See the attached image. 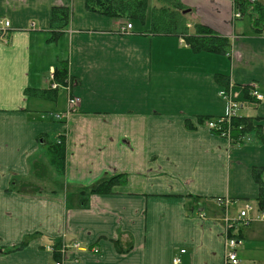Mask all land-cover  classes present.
<instances>
[{
	"label": "crops",
	"instance_id": "1",
	"mask_svg": "<svg viewBox=\"0 0 264 264\" xmlns=\"http://www.w3.org/2000/svg\"><path fill=\"white\" fill-rule=\"evenodd\" d=\"M177 1L187 33L212 28L226 53L141 33L135 21L119 34L127 20L86 0H0L11 22L0 30V264H223L224 197L230 217L254 204L237 251L241 264H264V100L248 89L264 94V30L234 18L233 0ZM150 20L149 11L144 28ZM63 65L67 84L55 80ZM231 86L251 124L239 142L206 124L228 112L220 92ZM72 94L81 103L63 123L56 114ZM59 134L63 172L50 151ZM120 174L110 193L82 192Z\"/></svg>",
	"mask_w": 264,
	"mask_h": 264
},
{
	"label": "trees",
	"instance_id": "2",
	"mask_svg": "<svg viewBox=\"0 0 264 264\" xmlns=\"http://www.w3.org/2000/svg\"><path fill=\"white\" fill-rule=\"evenodd\" d=\"M149 0H86V5L88 9L94 12H98L103 15L111 16L115 19H124L121 24H126L132 21L137 22L142 26L140 32L149 31L154 34H176L185 35V40L188 45H190L195 51H214L226 53L229 48V41L219 35L212 28L205 26L201 23H195L192 33H187V19L185 14H183L184 5L180 2H175V0H157L156 5L153 7L149 5ZM236 11L241 13V17H248L250 24L253 29L257 32L264 30V0H234ZM150 11V26L144 28V24L147 21ZM134 29V27H133ZM132 29V32H135ZM68 78V68L63 65V67L58 68L55 72V80L62 84H67ZM249 89V88H248ZM32 91V90H31ZM254 98V97H253ZM255 99V98H254ZM215 118H210L208 120H214ZM206 120V122L208 121ZM64 123V120H60ZM251 128V124L246 120V118L238 115L232 119V142H239L241 136H245V133ZM213 132L220 134L218 130L210 129ZM65 142L66 138L64 134H59V139L50 145V151L54 156V159L61 164V171L64 170L65 163ZM58 164V165H60ZM260 180L259 178H257ZM125 181L124 176L113 175L108 179L104 180L95 187H88L82 190L83 193L87 195L95 193H110L113 187L119 185ZM263 188V186H262ZM224 198H216V201L223 208V214L225 217L228 213L229 206L234 200L229 199L230 203L226 206ZM222 200V201H220ZM259 205L257 206L259 212L264 211V194L260 195L258 198ZM246 204L253 203L245 201ZM245 226L236 228H229L227 231L230 235H235L237 238H242L240 234V229Z\"/></svg>",
	"mask_w": 264,
	"mask_h": 264
},
{
	"label": "built area",
	"instance_id": "3",
	"mask_svg": "<svg viewBox=\"0 0 264 264\" xmlns=\"http://www.w3.org/2000/svg\"><path fill=\"white\" fill-rule=\"evenodd\" d=\"M234 1V0H233ZM241 13L236 11L234 13V18H240ZM11 27L10 20L7 19H1L0 20V30L5 34L8 29ZM133 29V24L131 22H128L126 24H120L117 30V33L126 35L131 34ZM53 78V75H52ZM58 83L53 81L52 88H57ZM69 88V87H68ZM236 87L231 86L229 89L222 90L220 94L227 100L228 102V112L224 115H221L219 117H216L214 120H208L206 122L207 127L209 129L218 130L221 134V136H225L230 138L232 133V119L236 116H238V110H240V107L242 106L241 101L238 100L239 93L238 91L235 92ZM240 89V88H239ZM249 94L257 98V100H264V94L261 93L256 86L251 87L249 90ZM81 103V99L79 96H76L72 94L68 101V110L65 113L62 114H56L57 119H62L68 117L70 113H74L78 110V107ZM220 199V198H219ZM226 206L229 205L230 200L229 198H225ZM222 201V200H220ZM254 206L251 204H246L243 209H240L237 216L230 217L228 214L225 215V222H226V238H225V257L223 264H241V261L238 257V251L237 248L243 244V240L241 238L235 237V235H230L228 233L229 228H236L241 226H249L255 218L251 215V212L253 211ZM258 219L264 220V211H261L257 215ZM80 246L79 242H71V243H63L60 251L62 254L67 253L68 250H71L72 248H78ZM95 252H98L99 249L97 247L94 248ZM181 252H185V250H181ZM56 264H63L62 261L57 262ZM173 264H181V258L179 256H176L173 258Z\"/></svg>",
	"mask_w": 264,
	"mask_h": 264
},
{
	"label": "rangeland",
	"instance_id": "4",
	"mask_svg": "<svg viewBox=\"0 0 264 264\" xmlns=\"http://www.w3.org/2000/svg\"><path fill=\"white\" fill-rule=\"evenodd\" d=\"M176 37H178V36H176ZM256 85V84H255ZM249 89H250V87H248ZM239 93V92H238ZM256 100H257V98H255ZM238 100L239 101H241V99H240V93H239V97H238ZM238 113H240V110H238ZM221 137H223L224 139H227L229 142H232V138H231V136H230V138H228V137H225V136H221ZM245 138V136H241V140H243ZM242 209V208H241ZM233 211L234 212H232V209H231V211H230V215L231 216H234V215H236V213H237V211H238V208L237 209H235V208H233ZM235 217V216H234ZM243 228V227H242ZM257 252H259V251H257ZM246 258H249L248 256H246Z\"/></svg>",
	"mask_w": 264,
	"mask_h": 264
}]
</instances>
